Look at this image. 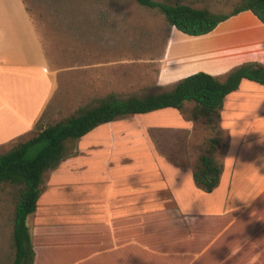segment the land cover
<instances>
[{
    "label": "crops",
    "instance_id": "1",
    "mask_svg": "<svg viewBox=\"0 0 264 264\" xmlns=\"http://www.w3.org/2000/svg\"><path fill=\"white\" fill-rule=\"evenodd\" d=\"M4 13L12 10L0 9V149L35 131L56 89L32 48L20 55ZM190 36L212 75L264 64V22L250 10ZM188 102L102 123L68 146L28 216L33 264H264V85L243 79L215 115L228 138L212 191L197 185L186 151L161 152L153 137L154 127L194 126Z\"/></svg>",
    "mask_w": 264,
    "mask_h": 264
},
{
    "label": "rangeland",
    "instance_id": "2",
    "mask_svg": "<svg viewBox=\"0 0 264 264\" xmlns=\"http://www.w3.org/2000/svg\"><path fill=\"white\" fill-rule=\"evenodd\" d=\"M158 1H180L227 13L240 0ZM0 9L12 10L11 17L4 13L1 18L4 25L9 18L16 25L12 36L20 55L24 44L32 48L34 62L47 67L56 88L35 131L110 93L146 96L172 90L177 81L196 72H213L193 54L195 44L189 42V34L169 25L158 9L137 0H0ZM169 29L171 40L164 47ZM234 68L227 65L213 75L224 81ZM184 110L189 118L195 111L198 117L194 126L154 127L156 146L173 155L186 151L195 169L205 153L220 161L228 137L215 124V113L207 117L201 107L195 108L194 101H189ZM135 117L131 120L137 122ZM73 142H67L68 146ZM13 145L3 147L0 153ZM18 195L19 186L0 182V264H13L15 259L13 221Z\"/></svg>",
    "mask_w": 264,
    "mask_h": 264
},
{
    "label": "trees",
    "instance_id": "3",
    "mask_svg": "<svg viewBox=\"0 0 264 264\" xmlns=\"http://www.w3.org/2000/svg\"><path fill=\"white\" fill-rule=\"evenodd\" d=\"M137 2L158 9L165 15L169 25L189 35L208 33L220 22L245 10L252 11L264 22V0H240L227 13H215L181 2ZM245 78L264 85V64L244 62L232 69L224 81L208 72L199 71L177 81L172 90L146 96L121 97L110 93L95 103L79 107L75 113L62 120L37 129L0 154V182L19 186L13 221L16 248L13 264L34 263L28 216L37 208L44 172L55 168L68 154L67 142L76 141L102 123L167 107L180 109L186 101H195L206 113H215L219 118V109L225 97L237 89ZM200 162L194 171L195 181L203 190L212 191L220 182L222 165L211 153L201 155Z\"/></svg>",
    "mask_w": 264,
    "mask_h": 264
}]
</instances>
